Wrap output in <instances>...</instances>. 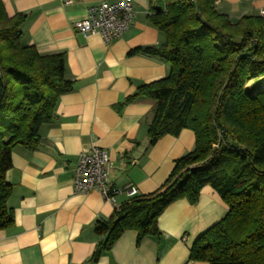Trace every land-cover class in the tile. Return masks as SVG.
I'll return each mask as SVG.
<instances>
[{
  "label": "trees",
  "instance_id": "16d2710c",
  "mask_svg": "<svg viewBox=\"0 0 264 264\" xmlns=\"http://www.w3.org/2000/svg\"><path fill=\"white\" fill-rule=\"evenodd\" d=\"M150 20L165 43L138 46L170 64L169 74L138 86L120 105L140 97L155 101L147 135L155 144L183 129L195 134L192 150L175 160L168 178L149 194L129 197L108 219L91 260L98 261L129 229L137 243L160 236L158 218L180 199L197 203L210 185L228 205L227 214L193 243L191 261L264 264V17L233 20L216 0H150ZM25 13L12 16L0 0V230L14 223L6 179L14 147H37L40 128L52 122L59 97L74 89L63 53L41 54L22 44ZM255 84L251 90L249 81Z\"/></svg>",
  "mask_w": 264,
  "mask_h": 264
},
{
  "label": "crops",
  "instance_id": "0c3cea01",
  "mask_svg": "<svg viewBox=\"0 0 264 264\" xmlns=\"http://www.w3.org/2000/svg\"><path fill=\"white\" fill-rule=\"evenodd\" d=\"M103 1L117 0H3L8 15H27L22 44L35 46L41 54L63 53L66 77L76 85L59 97L55 119L41 126L42 143L13 149L6 179L12 185L8 205L14 223L0 230V264H185L191 261L190 249L198 236L229 210L220 194L206 185L197 203L184 198L165 209L158 218L160 236H146L138 244L137 231L126 230L98 261L91 260L102 239L95 232L96 222L110 218L129 197L119 193L111 201L97 189L77 192L74 172L80 152L105 148L113 163L110 184L135 185L139 194H149L162 186L175 160L195 145V134L188 128L150 145L147 131L155 101L140 97L120 105L141 84L169 74L164 59L129 54L138 46L165 43L166 35L150 20V0H132L135 16L111 43L99 34L78 33L75 22ZM216 4L233 20L246 14L264 17V0Z\"/></svg>",
  "mask_w": 264,
  "mask_h": 264
},
{
  "label": "built area",
  "instance_id": "2783aa9c",
  "mask_svg": "<svg viewBox=\"0 0 264 264\" xmlns=\"http://www.w3.org/2000/svg\"><path fill=\"white\" fill-rule=\"evenodd\" d=\"M248 2L261 0H244ZM67 3L71 0H66ZM264 14V9L260 11ZM135 16L132 0L103 1L92 5L87 15L75 22L78 33L84 36L99 34L104 42L111 43L120 37L130 26ZM112 160L109 152L100 146H92L82 150L78 156L74 172V187L77 192L88 193L93 189L100 191L108 200L116 201V195L125 193L128 197L139 194L135 185L116 188L109 182ZM185 264H191V261Z\"/></svg>",
  "mask_w": 264,
  "mask_h": 264
},
{
  "label": "rangeland",
  "instance_id": "374dc122",
  "mask_svg": "<svg viewBox=\"0 0 264 264\" xmlns=\"http://www.w3.org/2000/svg\"><path fill=\"white\" fill-rule=\"evenodd\" d=\"M255 84V82L254 81H249L248 83H247V85H246V87L248 88V90H251L252 88H253V85Z\"/></svg>",
  "mask_w": 264,
  "mask_h": 264
},
{
  "label": "water",
  "instance_id": "95a60500",
  "mask_svg": "<svg viewBox=\"0 0 264 264\" xmlns=\"http://www.w3.org/2000/svg\"><path fill=\"white\" fill-rule=\"evenodd\" d=\"M2 93H3V88H2L1 79H0V98L2 96Z\"/></svg>",
  "mask_w": 264,
  "mask_h": 264
}]
</instances>
